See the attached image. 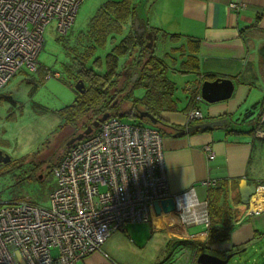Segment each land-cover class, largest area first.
Listing matches in <instances>:
<instances>
[{"label": "crops", "instance_id": "1", "mask_svg": "<svg viewBox=\"0 0 264 264\" xmlns=\"http://www.w3.org/2000/svg\"><path fill=\"white\" fill-rule=\"evenodd\" d=\"M230 3L239 8H231ZM145 10L138 19L128 21L125 29L133 24L146 43L148 33L152 34L154 55L164 60L167 76L175 83L173 106L159 111L163 124L148 122L162 137L169 191L172 195L191 191L198 202L207 203L209 190L218 192L219 188L233 211L234 226L227 240L208 242L206 224L187 222L176 202L167 198L157 202L148 222L126 223L122 231L107 238L102 252L73 264H197L202 252L220 258L231 254L232 258L246 251L260 254L262 261L264 0H152ZM189 55L196 58L194 70L181 66ZM128 59L126 67L130 68ZM134 72L126 69L124 76L132 81ZM177 76L188 78L180 88ZM217 77L233 80L232 95L212 103L197 101L203 118L189 124L222 118L225 123L207 131L176 134L189 125L186 113L201 83ZM187 85H191L190 91ZM209 151L214 153L212 159ZM205 181L215 183L206 185ZM250 183L257 186V192L249 204H243L239 189ZM195 210L200 211L199 207Z\"/></svg>", "mask_w": 264, "mask_h": 264}, {"label": "built area", "instance_id": "2", "mask_svg": "<svg viewBox=\"0 0 264 264\" xmlns=\"http://www.w3.org/2000/svg\"><path fill=\"white\" fill-rule=\"evenodd\" d=\"M83 1L0 0V90L21 67L37 70L45 27L54 21L57 32L66 34ZM52 76L59 73L48 72L45 78ZM201 99L196 93L187 124L203 118L195 105ZM85 137L54 166L56 186L47 206L28 197L1 203L0 264H73L102 252L107 238L126 223L148 222L154 204L167 198L176 202L184 220L210 227L206 202H198L191 191L170 193L157 128L109 116ZM207 155L214 157L212 151ZM16 251L22 260L15 258Z\"/></svg>", "mask_w": 264, "mask_h": 264}, {"label": "trees", "instance_id": "3", "mask_svg": "<svg viewBox=\"0 0 264 264\" xmlns=\"http://www.w3.org/2000/svg\"><path fill=\"white\" fill-rule=\"evenodd\" d=\"M151 1L141 2L145 8ZM138 2L139 0H105L89 18L85 29L77 31L71 45L66 46L69 30L64 35L59 34L57 41L66 47L65 52L71 59L69 63H64V72L73 77L74 83L81 79L86 88L84 93H77L73 101L59 112L63 120L60 128L72 129L70 138L81 133L106 112L120 120L122 116L139 118L136 111L138 108L150 112L157 117L158 123H162L159 111L173 106L175 83L167 76L166 63L154 55L153 46L146 47V40L139 37L133 24L125 29L128 21L137 18ZM128 57L130 68L126 67ZM195 59L189 55L181 66L194 70L197 68ZM126 69L137 72L134 82L131 77L124 76ZM40 70L44 76L51 71L38 66L37 71L41 72ZM137 88L144 90L142 95H134L133 91ZM125 103L130 106L123 111L122 104ZM141 120L149 122L147 118ZM76 143L78 142L64 148V154ZM217 190L218 192H214L211 189L208 193V242L227 240L235 221L233 211L224 202L219 188Z\"/></svg>", "mask_w": 264, "mask_h": 264}, {"label": "rangeland", "instance_id": "4", "mask_svg": "<svg viewBox=\"0 0 264 264\" xmlns=\"http://www.w3.org/2000/svg\"><path fill=\"white\" fill-rule=\"evenodd\" d=\"M104 1L84 0L80 4L66 46L74 43L77 31L85 29L89 18ZM141 1L137 6L138 16L146 12ZM58 36L55 22L51 21L45 27L43 46L36 61L38 66L59 73L58 77L45 78L43 71H31L23 66L0 90V149L10 156L8 163H0V208L1 203L21 197L47 206L49 194L56 186L53 168L63 158V149L72 138V129L60 128L63 120L59 112L76 96L73 77L63 68L64 63L70 62V55L57 41ZM187 79L177 76V80H181L177 81L178 88ZM143 91L137 88L133 93L140 96ZM128 104H122L123 111ZM121 120L151 126L140 117L122 116ZM260 257V254L246 251L230 258L226 264H264Z\"/></svg>", "mask_w": 264, "mask_h": 264}, {"label": "water", "instance_id": "5", "mask_svg": "<svg viewBox=\"0 0 264 264\" xmlns=\"http://www.w3.org/2000/svg\"><path fill=\"white\" fill-rule=\"evenodd\" d=\"M137 27V25H136ZM148 42L146 43L147 48H151L153 44V37L151 33L147 35ZM137 76V72L135 71L132 76V81H134ZM74 90L80 94L84 93L86 88L84 82L79 79L74 83ZM234 90V82L229 77H217L213 80H204L200 85V95L202 100L208 103L223 101L232 95ZM136 108V106H135ZM136 111L141 118H147L152 124H156L158 122L157 117L146 110L136 108ZM109 113H104L98 119L92 121L91 125L87 126L85 130L81 133L77 134L75 137H72L68 141V146L73 144L75 141H79L85 136L91 134L94 129H96L100 123L106 120L109 117ZM225 123V119H217L214 121H206L195 124H189L187 127L183 129H179L176 134H184L186 132H193L197 130L208 129L212 127L221 126ZM10 161V156L7 153H3L0 149V163H8ZM257 186L254 183L244 184V186L240 187V200L243 204H249L250 198L252 195L256 194ZM157 203L154 204V208ZM231 254L226 255L225 258H220L209 253L202 252L197 257V264H226L231 258Z\"/></svg>", "mask_w": 264, "mask_h": 264}, {"label": "clouds", "instance_id": "6", "mask_svg": "<svg viewBox=\"0 0 264 264\" xmlns=\"http://www.w3.org/2000/svg\"><path fill=\"white\" fill-rule=\"evenodd\" d=\"M14 256H15V258H16L18 261L22 260V255H21V253H20L19 251H16V252L14 253Z\"/></svg>", "mask_w": 264, "mask_h": 264}, {"label": "flooded vegetation", "instance_id": "7", "mask_svg": "<svg viewBox=\"0 0 264 264\" xmlns=\"http://www.w3.org/2000/svg\"><path fill=\"white\" fill-rule=\"evenodd\" d=\"M3 153H4V151H3Z\"/></svg>", "mask_w": 264, "mask_h": 264}]
</instances>
